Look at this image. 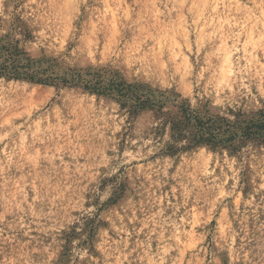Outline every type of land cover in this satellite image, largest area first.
Here are the masks:
<instances>
[{
	"label": "rangeland",
	"instance_id": "rangeland-1",
	"mask_svg": "<svg viewBox=\"0 0 264 264\" xmlns=\"http://www.w3.org/2000/svg\"><path fill=\"white\" fill-rule=\"evenodd\" d=\"M194 3L215 11L193 24ZM239 6L264 13V0H0V51L22 50L36 75L0 70V264H264V141L196 146L180 124L184 103L264 113V25L205 24L246 20ZM181 17L191 51L171 46Z\"/></svg>",
	"mask_w": 264,
	"mask_h": 264
},
{
	"label": "trees",
	"instance_id": "trees-1",
	"mask_svg": "<svg viewBox=\"0 0 264 264\" xmlns=\"http://www.w3.org/2000/svg\"><path fill=\"white\" fill-rule=\"evenodd\" d=\"M1 59L0 70L3 73L15 78L24 76L30 80L36 79V75H28L33 61L22 50L0 51ZM181 108L183 116L180 124L187 132L190 144L217 146L233 143L237 139L264 141V113L259 114L258 119L228 120L209 113L203 115L194 111L187 103H184Z\"/></svg>",
	"mask_w": 264,
	"mask_h": 264
},
{
	"label": "clouds",
	"instance_id": "clouds-1",
	"mask_svg": "<svg viewBox=\"0 0 264 264\" xmlns=\"http://www.w3.org/2000/svg\"><path fill=\"white\" fill-rule=\"evenodd\" d=\"M201 8V11L199 13V18L198 19H193V24H197L199 22V20L204 19V13H203V8L207 7L209 9H212V11H215V5L213 4H201V5H197V4H192V9H196V8ZM233 7H237L236 5H233ZM240 7V15H247V19H241L240 16H235L233 19L229 20V19H225L222 22L216 24V25H209L207 20L205 21L206 26L209 27H214V31L212 33V35L214 36L216 34V32H222L223 27L225 24L229 25L230 28H240L243 29L244 27L247 26V24L249 22H251L253 19H255L258 23H260L261 25H264V13H260V14H254L252 9H247L244 6H239ZM211 15V14H210ZM222 15V13H221ZM229 15H232L231 13ZM255 26V25H253ZM41 35H43V33H41ZM239 35L240 32L235 33L234 35H224V40L226 41L227 39H234L236 41H238L239 39ZM181 37L182 41L184 42V46L188 48L189 51H191V46L188 44V29H187V21L181 17V22L180 25L178 27V29L174 30V35L173 37L170 38L171 40V46L173 49H180L181 44L177 43L176 38L175 37ZM198 39H197V45L198 46H202V41H203V32L201 30L200 33L197 34ZM262 39H264V36L261 37ZM226 49V43L221 44L219 51L224 52ZM232 49H228L227 53L224 55L223 57V66L220 68V72L223 74V79L220 80V84L224 85V87L228 88L229 91H231V87L232 85L229 84L227 82L228 77H230L232 75V66L230 63V59H231V55L230 53H232ZM215 55V53H214ZM173 59L180 57L183 60V67H185L186 69L190 70V66L188 64V59L186 56L183 55V53L179 52V51H173L172 53ZM254 59V58H253ZM264 67V66H262ZM239 71H244V69H239ZM233 83H235V81H233ZM239 87L241 88H248V85H245L243 83V81H241ZM220 91H223V88L220 89ZM262 92H264V90H262ZM248 95H251L250 90L247 93ZM216 103L220 104L223 103V101L221 100H217ZM21 136L23 137V134H21ZM7 138V133L5 134V137H0V139H4ZM15 151V150H14ZM11 159V157H9V160ZM15 199V196H13V200ZM15 207L17 209L20 208L19 204H16ZM159 264H164L163 259H161L159 261Z\"/></svg>",
	"mask_w": 264,
	"mask_h": 264
}]
</instances>
